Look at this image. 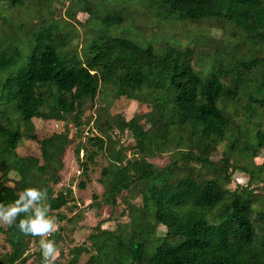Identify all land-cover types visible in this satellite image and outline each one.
Segmentation results:
<instances>
[{
	"label": "trees",
	"instance_id": "16d2710c",
	"mask_svg": "<svg viewBox=\"0 0 264 264\" xmlns=\"http://www.w3.org/2000/svg\"><path fill=\"white\" fill-rule=\"evenodd\" d=\"M0 1L14 6L26 0ZM151 3L167 17L231 22L264 42V0ZM123 20L122 15L103 19L107 26ZM65 45V38L50 28L39 38L26 70L3 84L8 91L0 94V203L13 202L26 187L46 189L43 203L50 207L49 215L56 212V218L66 221L49 239L59 245L71 238L80 208L69 204L75 200L72 183L56 186L62 181L66 150L74 146L77 172L87 173L103 153L117 169L102 197L94 196L88 206L107 207L112 217L122 197V213L127 212L129 221L119 223L116 234L100 220L87 236L90 243L73 246L72 258L55 264H76L84 252L91 253L86 264H264V208L258 207V218L254 216V197L258 188L264 189V179L258 181L264 163H239L252 149L255 155L264 149V56L234 63L219 59V47L215 57H197L191 46L167 45L160 52L112 37L95 40L84 63H70L59 53ZM21 56L19 49L4 50L0 44V71L17 65ZM203 58L211 65L208 69ZM106 87L114 101L125 96L148 104L150 111L126 118L106 109V119L99 115L91 126L86 103ZM148 116L154 121L145 128ZM34 118L53 120L61 128L41 138ZM126 134L133 138L130 146L122 138ZM24 138L40 143L41 158L18 154ZM223 140L225 155L215 161L216 146ZM160 153L171 158L163 166L151 160ZM237 169L250 178L231 188ZM137 197L141 203L133 201ZM64 207L77 212L67 217ZM20 218L23 214L17 223ZM0 230L9 245L0 264H24L28 242L38 244L40 238L25 236L15 226L0 225Z\"/></svg>",
	"mask_w": 264,
	"mask_h": 264
},
{
	"label": "rangeland",
	"instance_id": "374dc122",
	"mask_svg": "<svg viewBox=\"0 0 264 264\" xmlns=\"http://www.w3.org/2000/svg\"><path fill=\"white\" fill-rule=\"evenodd\" d=\"M115 15H122L124 17L123 22L107 26L103 19ZM211 20L213 22L208 23ZM204 23L182 20L174 18V16L173 18L167 17L162 9L155 4L152 5L151 0H26L23 4L14 6L0 1L1 48L8 51L17 48L22 53L17 65L0 71V94H7L8 90L4 92L2 87L9 77L17 76L26 70L28 59L35 45L38 43L39 38L44 36L50 28L54 29L55 36L65 38L66 45L59 48V53L70 63L74 60L84 63L92 54L91 46L95 40L112 37H123L143 47L153 46L160 52H164L167 45L191 46L196 49L197 57H207V55L215 57L218 51L220 60H232L234 63L264 56V42L254 39L251 34L240 28L238 29L235 24L222 19L214 21L213 18L207 19ZM228 52L229 54H227ZM202 61L206 64V69L211 66L204 61V58ZM201 67V65H197V68L201 69ZM206 69L203 68V70ZM87 110L90 112L87 121H90L91 126H94L100 120L99 115L106 119L105 115L108 112L131 118L136 114H148L150 108L146 103H140L138 100L125 96L114 101L111 91L106 87L96 99L89 100L86 103ZM151 117L148 116V121L144 123L145 128H149L153 124L154 120ZM33 120L36 131L41 138L50 136L55 130L61 128L53 120L40 118H34ZM143 122H145V119ZM122 138L126 139L125 143L129 146L133 144L131 134H126ZM40 147L38 141L24 138L16 151L21 156L35 155L41 158ZM117 147L119 146L117 145ZM225 147V140L218 143L213 154V160L221 161V158L225 155ZM73 150L74 146L66 150L64 156L65 166L61 172L62 181L56 188H65L72 183L74 190L72 196H74L75 202L71 201L69 204L76 203L80 208V212L77 217L78 220L74 224L75 230L73 234L70 233L72 237H66L65 241H61L59 245L56 243L60 249L58 250L57 260L61 262H68L72 258L73 255H71L70 249L73 246L85 242L90 243L87 241V236L94 230L100 220L104 221L102 227L111 229L116 234L120 232L119 223L129 221L127 212L125 215L122 213L126 209L122 197L118 199L112 217L109 216L110 210L107 207H99L100 210L98 207L91 208L88 206L94 196L102 197L101 194L105 191L106 185L110 183L117 171L108 154L103 153V155H100L97 158L98 161L90 165L87 173H81V170L77 172L79 165ZM257 156L264 159V149L258 151L256 155L254 149H252L250 157L247 159L242 158L239 163L249 167V161L251 160L254 163V158ZM170 159V154L167 153H160L151 158L159 166L165 165ZM231 162H234L233 165L239 164L235 159H231ZM200 172L205 177L210 176V174H206L205 170ZM249 178L250 175L247 171L243 172L237 169L233 172L230 186L234 188L236 182L246 184ZM262 179H264V171L260 175L258 174V181ZM81 183L85 184V188L81 186ZM262 188L263 186L257 189L256 197H254V216L257 218L256 213L258 210L264 208V189ZM128 195L124 194V196ZM133 201L141 203V198L137 197ZM258 207L259 209H257ZM61 212L67 217H71L77 211H71L64 207ZM50 216L55 217L58 227L60 222L66 224L65 219L59 220L56 218V212H53ZM258 222L261 223L259 219ZM2 227L7 229L8 226L2 225ZM161 229L163 228L161 227ZM68 231L71 232V229ZM28 243L24 264H41L39 243L37 244L33 240ZM8 250L9 245L6 234L0 230V254ZM90 254L88 252L82 253L76 264H86Z\"/></svg>",
	"mask_w": 264,
	"mask_h": 264
},
{
	"label": "clouds",
	"instance_id": "9594fccd",
	"mask_svg": "<svg viewBox=\"0 0 264 264\" xmlns=\"http://www.w3.org/2000/svg\"><path fill=\"white\" fill-rule=\"evenodd\" d=\"M260 165L264 159L254 158ZM47 199V190L38 187H26L11 203H0V225L15 226L25 236L39 237V248L42 255L41 264H55L59 251L56 241L49 239L58 231L55 217L50 216V207L43 202ZM18 223V217H21Z\"/></svg>",
	"mask_w": 264,
	"mask_h": 264
}]
</instances>
